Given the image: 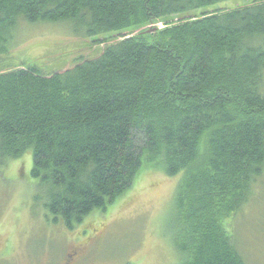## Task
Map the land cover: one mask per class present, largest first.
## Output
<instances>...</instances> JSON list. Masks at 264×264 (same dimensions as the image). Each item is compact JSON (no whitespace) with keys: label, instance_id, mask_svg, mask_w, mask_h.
Returning <instances> with one entry per match:
<instances>
[{"label":"trees","instance_id":"1","mask_svg":"<svg viewBox=\"0 0 264 264\" xmlns=\"http://www.w3.org/2000/svg\"><path fill=\"white\" fill-rule=\"evenodd\" d=\"M233 0H0V56L19 21L95 37ZM32 152L54 223L71 231L143 167L182 178L181 264H247L233 223L264 173V1L129 35L64 73H0V162Z\"/></svg>","mask_w":264,"mask_h":264},{"label":"rangeland","instance_id":"2","mask_svg":"<svg viewBox=\"0 0 264 264\" xmlns=\"http://www.w3.org/2000/svg\"><path fill=\"white\" fill-rule=\"evenodd\" d=\"M264 0H233L184 15L162 18L151 26L87 37L73 25L19 21L0 73L36 65L45 74L64 73L95 61L129 35H151L167 24L206 14L236 10ZM32 152L0 163V264H63L76 250L80 264H181L174 244V196L180 179L143 167L125 196L85 218L74 231L54 223L32 177ZM264 173V170H263ZM233 223L235 241L247 264H264V175Z\"/></svg>","mask_w":264,"mask_h":264},{"label":"flooded vegetation","instance_id":"3","mask_svg":"<svg viewBox=\"0 0 264 264\" xmlns=\"http://www.w3.org/2000/svg\"><path fill=\"white\" fill-rule=\"evenodd\" d=\"M74 230H72V231H74ZM81 257H82L81 254L75 250L74 253H72V255H69L68 258L64 259L65 261L63 264H80L83 261V259H81Z\"/></svg>","mask_w":264,"mask_h":264}]
</instances>
